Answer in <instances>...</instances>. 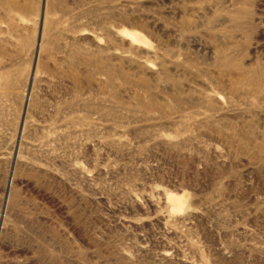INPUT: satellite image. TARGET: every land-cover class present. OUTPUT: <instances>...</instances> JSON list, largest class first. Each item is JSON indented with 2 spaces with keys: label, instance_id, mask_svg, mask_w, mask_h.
I'll list each match as a JSON object with an SVG mask.
<instances>
[{
  "label": "rangeland",
  "instance_id": "obj_1",
  "mask_svg": "<svg viewBox=\"0 0 264 264\" xmlns=\"http://www.w3.org/2000/svg\"><path fill=\"white\" fill-rule=\"evenodd\" d=\"M41 10L0 0V264H264V0Z\"/></svg>",
  "mask_w": 264,
  "mask_h": 264
},
{
  "label": "water",
  "instance_id": "obj_2",
  "mask_svg": "<svg viewBox=\"0 0 264 264\" xmlns=\"http://www.w3.org/2000/svg\"><path fill=\"white\" fill-rule=\"evenodd\" d=\"M44 4H45V0H43V6H42V11H41V19H40V22H41V26H40V29H39V38H40V35H41V31H42V22H43V17H44ZM40 44V41L38 39V43L37 45ZM35 68V63L33 65V70Z\"/></svg>",
  "mask_w": 264,
  "mask_h": 264
},
{
  "label": "bare ground",
  "instance_id": "obj_3",
  "mask_svg": "<svg viewBox=\"0 0 264 264\" xmlns=\"http://www.w3.org/2000/svg\"><path fill=\"white\" fill-rule=\"evenodd\" d=\"M42 6H43V0H42ZM44 6H45V4H44ZM42 11V10H41ZM172 197V196H171ZM174 197V196H173Z\"/></svg>",
  "mask_w": 264,
  "mask_h": 264
}]
</instances>
